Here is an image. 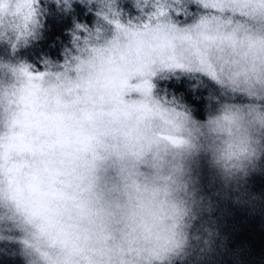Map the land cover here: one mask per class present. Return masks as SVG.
Returning <instances> with one entry per match:
<instances>
[{
  "label": "clouds",
  "instance_id": "obj_1",
  "mask_svg": "<svg viewBox=\"0 0 264 264\" xmlns=\"http://www.w3.org/2000/svg\"><path fill=\"white\" fill-rule=\"evenodd\" d=\"M0 264H264V0H0Z\"/></svg>",
  "mask_w": 264,
  "mask_h": 264
}]
</instances>
